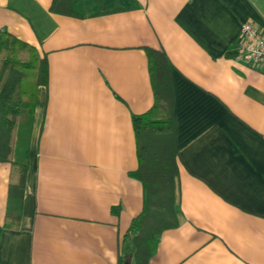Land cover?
Here are the masks:
<instances>
[{
  "label": "crops",
  "instance_id": "0c3cea01",
  "mask_svg": "<svg viewBox=\"0 0 264 264\" xmlns=\"http://www.w3.org/2000/svg\"><path fill=\"white\" fill-rule=\"evenodd\" d=\"M0 0V30L47 61L18 185L0 163V264H119L142 212L132 116L153 104L145 49L173 89L177 225L149 264H264V69L236 57L264 0ZM52 6L55 9H52Z\"/></svg>",
  "mask_w": 264,
  "mask_h": 264
},
{
  "label": "trees",
  "instance_id": "16d2710c",
  "mask_svg": "<svg viewBox=\"0 0 264 264\" xmlns=\"http://www.w3.org/2000/svg\"><path fill=\"white\" fill-rule=\"evenodd\" d=\"M61 4L66 14L80 17L76 0H64ZM145 53L154 100L146 113L132 116L138 166L131 174L142 185L143 206L121 240L119 264H149L159 235L177 225L178 152L174 141L171 71L163 52L146 48ZM47 75L45 57L6 30H0V163L10 164L12 186L18 185L24 174L36 90L47 84ZM11 202L16 206L15 214L6 213L0 230L18 226L21 202Z\"/></svg>",
  "mask_w": 264,
  "mask_h": 264
},
{
  "label": "built area",
  "instance_id": "2783aa9c",
  "mask_svg": "<svg viewBox=\"0 0 264 264\" xmlns=\"http://www.w3.org/2000/svg\"><path fill=\"white\" fill-rule=\"evenodd\" d=\"M236 57L245 65L264 69V29L243 23L237 39Z\"/></svg>",
  "mask_w": 264,
  "mask_h": 264
},
{
  "label": "water",
  "instance_id": "95a60500",
  "mask_svg": "<svg viewBox=\"0 0 264 264\" xmlns=\"http://www.w3.org/2000/svg\"><path fill=\"white\" fill-rule=\"evenodd\" d=\"M124 264H130V263H128V262H125Z\"/></svg>",
  "mask_w": 264,
  "mask_h": 264
}]
</instances>
